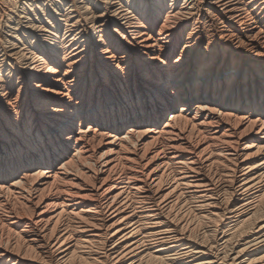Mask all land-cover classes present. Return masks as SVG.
<instances>
[{
  "label": "bare ground",
  "instance_id": "1",
  "mask_svg": "<svg viewBox=\"0 0 264 264\" xmlns=\"http://www.w3.org/2000/svg\"><path fill=\"white\" fill-rule=\"evenodd\" d=\"M0 264H264V0H0Z\"/></svg>",
  "mask_w": 264,
  "mask_h": 264
}]
</instances>
